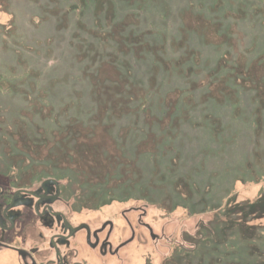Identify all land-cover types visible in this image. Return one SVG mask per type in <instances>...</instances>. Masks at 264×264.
<instances>
[{"label":"rangeland","instance_id":"1","mask_svg":"<svg viewBox=\"0 0 264 264\" xmlns=\"http://www.w3.org/2000/svg\"><path fill=\"white\" fill-rule=\"evenodd\" d=\"M0 120L78 218L145 207L87 264H264V0H0Z\"/></svg>","mask_w":264,"mask_h":264},{"label":"flooded vegetation","instance_id":"2","mask_svg":"<svg viewBox=\"0 0 264 264\" xmlns=\"http://www.w3.org/2000/svg\"><path fill=\"white\" fill-rule=\"evenodd\" d=\"M76 204L63 179L43 175L30 165L24 170L0 169V256L10 252L20 264H87L83 249L102 259H121L122 251L139 237L138 227L160 239L144 221L145 207L122 209L126 226L120 235L126 236L118 240L115 218L94 225L78 218ZM133 214L138 227L130 217Z\"/></svg>","mask_w":264,"mask_h":264},{"label":"water","instance_id":"3","mask_svg":"<svg viewBox=\"0 0 264 264\" xmlns=\"http://www.w3.org/2000/svg\"><path fill=\"white\" fill-rule=\"evenodd\" d=\"M151 233L153 234V232H152V228H151ZM154 236V235H153Z\"/></svg>","mask_w":264,"mask_h":264}]
</instances>
